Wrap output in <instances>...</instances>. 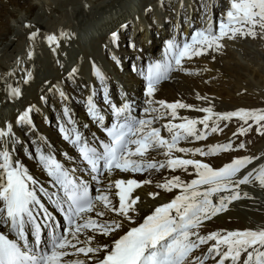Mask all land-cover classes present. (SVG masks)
Listing matches in <instances>:
<instances>
[{"label": "snow or ice", "instance_id": "obj_1", "mask_svg": "<svg viewBox=\"0 0 264 264\" xmlns=\"http://www.w3.org/2000/svg\"><path fill=\"white\" fill-rule=\"evenodd\" d=\"M178 8L192 30L174 25L159 57L132 65L141 78L139 96L122 88L117 98L107 69L90 56L87 78L82 67L61 64L59 78L43 80L36 104L0 120V264H264V223L209 228L234 202L253 200V189L264 191V151H250L242 139L264 136V108L219 110L215 96L199 93V105L158 97L174 74L201 71L186 66L194 57L215 60L212 54L228 42L264 41V0H223L218 8L210 0L187 6L178 0ZM23 27L26 60L17 56V67L0 77L8 100L21 99L33 80L24 64L32 62L39 40L57 53L74 35L41 33L28 21ZM128 27L119 23L102 45L116 64ZM49 104L63 147L36 123ZM230 123L236 125L230 136L204 143ZM221 155L227 160L216 165ZM154 178L142 197L137 190Z\"/></svg>", "mask_w": 264, "mask_h": 264}, {"label": "bare ground", "instance_id": "obj_2", "mask_svg": "<svg viewBox=\"0 0 264 264\" xmlns=\"http://www.w3.org/2000/svg\"><path fill=\"white\" fill-rule=\"evenodd\" d=\"M162 2L164 7L160 6L161 0H0V77H3L9 69L17 67L15 64L17 56L26 60L28 30L23 27L25 21L39 28L41 33L56 32L58 34L60 30H69L74 33L69 40L61 42L57 53L51 52L46 41L42 39L38 41L32 62L24 64V67H31L33 80L30 85L25 86V94L21 99H6L3 87L0 85V120L11 119L21 105H26L29 102L36 104L41 95L43 80L59 78L63 72L61 64L64 67L73 65L82 67L84 77L87 78L90 75L88 61L90 56L107 69L110 82L119 78L123 81L121 85H124V89L128 91L129 95L139 96L141 94V78L137 76L131 66L127 65L129 56H125L124 52L126 51L122 50V39L126 30L123 31L119 47L116 49V54L122 58V63H114L111 55L105 53L102 45L110 30H114L119 23L126 21L129 25L127 29L131 30L130 42H134L136 45L130 64H139L141 59L151 58L153 46L157 43L158 38H162L168 33L167 17L171 18V15H168L165 9H170L171 7L167 8L169 5L175 9L171 11L174 25H178L185 32L190 33L192 29L188 28L183 21V15L178 8V0H162ZM187 2L188 0H184V3ZM84 3H87L89 7H82ZM222 3V0H210V7L215 5L218 8ZM149 4L154 9L151 13L144 11ZM189 15L190 17L194 15L192 10H189ZM195 23H200L198 16ZM174 25H172V33L176 30ZM167 26L168 29H166ZM170 34L168 33V35ZM161 52L158 51L155 57H159ZM212 55H215V60L210 55H203L201 58L203 64H200L197 58H193L192 63L186 64L191 69H200L198 74L196 72L191 75L178 73L174 76L178 75L181 80L174 83L163 81L158 91V97L168 101L183 99L186 103L199 105L201 102L196 99V94H207L216 97L217 109L232 110L243 104L232 107V105L222 102V97L227 94V99L230 100L241 92H246V96L250 98V104H245L243 107L264 108V41L243 39L240 42H228L223 51ZM57 60L60 61V64H57ZM16 75L19 76L22 73L17 71ZM115 87L112 86L110 90L116 93ZM244 89L246 91H243ZM254 99L256 101L260 99L262 102L257 104L255 101L252 104ZM46 107L48 110L42 109L37 116L36 123L43 134L49 136L58 146L63 147L56 134L55 121L52 120L55 119L52 117V113L55 112L52 111L51 104ZM76 111L79 118L83 119L84 114L81 106L77 105ZM180 113L189 116L198 115L192 110H180ZM42 117H47L48 120L45 121ZM215 137L218 140L219 136ZM221 137L224 139L225 135ZM209 141L211 142L210 139ZM204 143L207 142L204 141ZM251 151H264V144L256 145ZM237 154L242 153H233V155ZM222 160L226 162L227 156L221 155L214 158L213 162L219 165ZM154 183L155 178L153 185L147 187L142 185V190L137 191H140V195L144 197L145 193L154 187ZM250 194L254 197L253 200L243 199L234 202L235 206L230 205L228 212L221 214L219 219H214L209 228L214 230L264 223V191L257 187ZM147 202H151L150 197L147 198Z\"/></svg>", "mask_w": 264, "mask_h": 264}, {"label": "rangeland", "instance_id": "obj_3", "mask_svg": "<svg viewBox=\"0 0 264 264\" xmlns=\"http://www.w3.org/2000/svg\"><path fill=\"white\" fill-rule=\"evenodd\" d=\"M223 1V0H222ZM200 2V0H188V2L187 3H185V6H187L189 3H195V4H198ZM171 7V8H170ZM167 8H170V9H165V11L167 12V14L168 15H171V18H168L167 17V25H169V27H170V25L172 24V22L175 24V22L173 21L174 20V18H172V14H171V11H174V8L171 6V5H169V7H167ZM177 10V9H176ZM189 10H191V9H189ZM173 24V25H174ZM129 28V27H128ZM170 29H172V27L170 28ZM170 30H168V33H171L172 34V32L170 31ZM168 33H166L162 38H164L165 36H167L168 35ZM124 34H125V36L123 37V39H122V41H123V45H122V50H126V49H128L127 51H129L130 53H128L127 51L126 52H124V55L125 56H129L128 57V62H127V65L129 66V64H130V60L132 59V57H133V51H134V49L132 48V47H130V41H129V37H130V35H131V30L130 29H127L126 30V33L124 32ZM158 37H157V35H156V39H157ZM162 38H158V41H157V43L153 46V52H152V54L151 55H154V54H156L159 50V47H160V43H161V41H162ZM238 42H240V40H237ZM140 42V41H139ZM161 48V47H160ZM136 49V48H135ZM132 53V54H131ZM203 56H201L200 58H197V60H199L200 61V64H203V60H201V58H202ZM151 58H153V56H151ZM194 58H196V57H194ZM144 59V58H143ZM126 68H127V66H126ZM178 80H181L179 77H178V75H175L172 79H170V80H167V81H165L166 83H174V82H177ZM232 86H233V84H231ZM244 95H243V94ZM246 92H241V94H239L238 96H235V97H232V98H230V100L229 99H227V97H228V95L226 94L224 97H222V99H221V101L222 102H226L227 104H230V105H232V107H234V106H240V104H243V105H241L240 107H243L245 104H250L249 102V100H250V98L248 97V96H246V94H245ZM241 95V96H240ZM244 97H246L247 99H245ZM240 99V100H239ZM238 100V101H237ZM241 100H244V101H241ZM255 99L254 100H252V104L253 103H255ZM257 102V104H260L262 101H260V99L259 100H257L256 101ZM235 103V104H234ZM239 103V104H238ZM264 103V102H263ZM264 105V104H263ZM52 114H54V113H52ZM52 114H51V116H52ZM55 115L56 114H54L52 117L54 118L55 117ZM52 120H54L55 121V119H52ZM51 121V120H50ZM53 121V122H54ZM236 127V125H234V124H229V127L227 128V129H225V132L223 133V134H219V135H217V134H213L212 135V137L211 138H215V139H213L214 140V142H213V140L211 139V138H209L210 140H211V143H215V142H217V141H223L224 139L221 137L222 135H227V136H230L231 135V132L234 130V128ZM55 131V130H54ZM227 132V133H226ZM226 133V134H225ZM230 133V134H229ZM215 136H217V138H218V136H219V138H218V140L216 139V137ZM209 139L208 140H206V142L208 143V142H210L209 141ZM219 139H221V140H219ZM242 139H245L246 141H250V143H248L246 146L248 147V149L251 151V150H253V147H256V145H259V144H264V136H260V135H258V134H256L255 132H252V133H250V134H248L246 137H243Z\"/></svg>", "mask_w": 264, "mask_h": 264}]
</instances>
